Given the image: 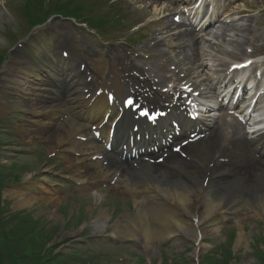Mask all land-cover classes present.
Segmentation results:
<instances>
[{
	"label": "rangeland",
	"instance_id": "374dc122",
	"mask_svg": "<svg viewBox=\"0 0 264 264\" xmlns=\"http://www.w3.org/2000/svg\"><path fill=\"white\" fill-rule=\"evenodd\" d=\"M180 1L45 0V11L50 17L45 24L31 29L25 18L28 12L23 10L27 0H0V54H5L0 63L2 200L8 212H18L16 218L26 213L40 219L39 225L47 228L43 239V242L46 241L45 247L57 241L56 250H76L74 255L84 258V262L88 261L89 264H205L201 258L221 243L224 244L220 248L212 250V256L220 257L225 248L240 250L245 255L253 231L257 229L264 235V210L258 209L251 196L244 191L242 203H226L216 212V232H205L199 239L200 243L175 232L163 240H146L145 244L141 231L145 224L142 221L146 220L148 224L152 218V222L155 219L161 224L165 222L162 217L151 214V209L159 210L160 204L155 200L144 201L151 198L154 192L141 189L137 177L141 180L148 177L136 174L131 170L136 168L135 165L127 164L133 176L128 178L133 184L132 193H128L122 186L114 187L119 182L120 173L112 177L104 163L98 167L101 172L108 173L106 178H87L75 172L63 155L52 149L54 142L49 133L56 128L69 132L75 126H82L85 117L82 114L65 115L63 112L52 115L47 108L42 111L34 105L38 99L50 101L54 98L57 102L66 99L64 96L67 92L63 90L66 78L60 73L61 69L68 68L67 73L78 74L72 61L83 62L88 66L87 74L93 75L97 87L106 84L118 96L125 92V81L121 77L123 72H130L126 66L133 64L131 60L135 61L132 67L136 72L144 77L159 78L161 89L170 78H185L197 87L202 86L204 82L196 78L198 72L194 63L177 56L165 34L173 18L177 20L176 16L184 22V17L176 14L186 6ZM56 5H59L57 9L64 16L73 15L74 9L82 13L78 18L75 14L77 24L74 19L56 15ZM211 6L216 16L223 15L225 21L210 31L218 30L220 35H214L209 43L201 41L203 76L219 68L220 62L228 64L231 61L226 54L235 49L237 41L242 43L240 52L244 50L241 57L244 54L248 57L246 53L251 50L257 56V64L264 70V0H214ZM38 15L36 6L29 7L30 18ZM87 16L101 24L92 22ZM245 27L248 29L244 30ZM172 29V33H177L175 28ZM202 34L205 33L200 32ZM157 42L159 44L155 45ZM62 51L69 54L72 59L70 64L65 61L63 65ZM160 52L167 53V56H160ZM80 78H75V81H81ZM73 88L76 95L85 97L86 89L82 91V87L74 84ZM56 90L63 93L62 99L53 94ZM219 118H222L221 124L235 123L230 116ZM207 145L209 143L203 141L195 144V149L200 150ZM233 148L232 143L227 144V152L219 151L215 160L204 150L198 155H179L185 160L183 167L168 169L171 178L162 179L159 174H155V177L166 186L185 184L190 178L202 183L204 176L199 172L209 168L213 184L210 197L220 201L227 194L224 188L228 186L226 183L236 179V172L231 170L235 162H230L228 156L231 152L234 156L242 157L241 153L232 151ZM250 152L253 163L252 158L256 156ZM65 155L72 157L75 153ZM101 161L110 162L116 169L120 167V163L107 155ZM87 166L82 164L80 169L86 171L89 169ZM152 169L155 168L149 167V170ZM149 170L146 169L147 172ZM247 174L249 179L244 181L254 180L257 176L264 186V169H251ZM215 175L219 177L215 178ZM15 178H18L16 182ZM197 201L203 202L204 199L199 197ZM139 208L144 213L136 222L138 226L132 228L133 236L125 239L113 237L112 225L123 220L130 224L129 220L137 216ZM99 215L108 217L102 232L95 224ZM226 230H229L228 235ZM230 231H233V236ZM261 245L264 247V244ZM242 260V264L250 263L247 255Z\"/></svg>",
	"mask_w": 264,
	"mask_h": 264
},
{
	"label": "bare ground",
	"instance_id": "6f19581e",
	"mask_svg": "<svg viewBox=\"0 0 264 264\" xmlns=\"http://www.w3.org/2000/svg\"><path fill=\"white\" fill-rule=\"evenodd\" d=\"M172 21L173 23H170L168 25L165 33L169 39L170 48L177 56H181L184 61H191L194 63L195 69L198 72V76L196 78L199 79V82L208 81L209 77L203 76L204 64L202 62V55L199 52L201 50V41L206 40L196 38L197 34L194 32L191 26L189 28L186 27L179 30L177 28L184 27L185 25L183 23L174 21V19ZM172 28H175L177 30V33H172V31L174 30ZM246 29H248V27L244 28V30ZM158 44L159 42L155 43V45ZM241 44V41H237L235 43V49L227 52V57L236 59L238 56H240L242 54L239 49ZM159 54L163 57L167 56V53L165 52H160ZM133 55L139 56V54ZM134 62L135 61L131 60V63L134 64ZM132 65L128 67V71L130 72L134 70V67H132ZM220 71H223V69ZM131 77L132 76L127 73L126 79H128L133 84H142V86L129 87V94L133 93L136 96H141L143 102L146 101L149 104L157 105L156 103L157 101H159L158 99L145 96V92H147L145 88L147 87L150 90H152V88L155 89L159 85V82L161 80L159 78L153 81L151 80V88L150 86H148L149 82L147 78H143V80L137 79V81L135 82V80ZM208 82L209 84L207 88L202 91H198V97L203 101H206L209 97H215L213 94L214 87L212 86L210 80ZM175 89L176 85H173L171 90L173 91ZM191 91H197L196 87H193L191 85ZM59 92L60 91H58V93ZM209 93H211L210 95L212 96H209ZM59 94L60 96H63L62 92H60ZM154 95L159 96V94H157L156 92H154ZM74 99V102L76 104H79V102L82 101H76V98ZM61 102L58 103L55 100H52V98L50 101L38 99L34 103V105L42 111L47 108L52 115H56L57 113H61L65 108L63 102ZM82 102V106L70 105V107L72 109L71 111H75L76 113L86 111L88 113L87 124L84 123L79 127L75 126L71 128L69 132L66 130L58 131L57 128L52 130V132L49 133L50 138L54 142V146L52 149L59 154L61 153L63 155V158L68 161L71 166H73V169H75L74 171H78V173L82 174L84 177L100 179L106 178L108 173L101 172L100 168L98 167L101 161L96 157L101 155L102 148L93 142L91 138V126L96 125L97 128L100 127L99 130L101 133L106 131L107 129L104 125H108V122L101 126L104 115H99L97 110L99 108L102 110V113L105 111L108 112L107 109H111V107H108L100 97H95L88 105L85 103L87 101ZM206 107L207 108L205 110V114L206 112L208 113L211 111V108H209L208 104H206ZM126 113L127 115H129L130 111L127 110ZM113 115H111V117ZM45 120H47V118ZM221 122L222 120H219L214 125V127L209 128L210 132L205 139L203 138L198 143L189 144L187 147L181 148L180 150H182L183 152L186 151L187 154L190 155L193 153L198 155L201 150L208 151L213 159H215L217 158L216 154L219 151L227 152L225 149L227 144L232 143L234 146L232 151L236 150L235 153H241L242 157L234 156L233 154H231V152L228 156L230 157V162H235V164L232 163L233 166L231 170L233 172H236V179H231L226 183V185L228 186H225L224 188L227 191V194L222 197L220 201H214L210 197V187L211 185H213L212 183H210L211 175H208V181L206 182V185L198 182L194 178H190L185 184L177 183L175 186H166L162 184L160 180L155 177V174H159V177L162 179H168L171 178V176H169V174L167 173L168 169L174 170L183 167L182 164L185 160H183V158L179 157L176 154H170L164 160H162L161 163H155L154 165L149 166L155 169H152L148 172V178L142 184L143 186L141 187V189L152 190L154 193L151 198L145 199L144 201H157L160 204V209H151V214L162 217L163 219H165V222L169 224L166 225V223L164 222L165 225H163L164 223L161 224V221H159L158 219H155L152 222V218L151 223L148 222V224L146 220H143L142 223H144L145 225L142 226L143 228L141 231L144 240L143 242L145 244H147L146 240H163L174 234L175 232H179L182 236L189 237L195 243H200L199 239L204 235L205 232H216V229L214 227L216 212L220 211L222 209V206L226 203H242V194L244 193V191L249 196H251V199L254 200L258 209L264 210V186L260 184L257 176L254 177V180H249L248 182L244 181L249 179V175L247 173L251 169H264V160L259 159L254 161L253 163L251 162L249 157L250 149L248 148V145H250L253 151L258 149L259 144H261V141L264 138V134H258L259 136H256L255 134V136L251 137V139H249L248 141L247 133L244 131V126L242 123L238 122L236 124H232L230 122H226L224 124H221ZM39 125L44 126L43 123H39ZM82 139H84L85 141H82ZM203 141H207L209 145L201 147L200 150L195 149V144H201ZM262 146L263 145H261V147ZM69 152L75 153V156L70 157L69 155H65ZM235 158H237L236 161H234ZM82 164H87V167L89 169L86 171H82L80 169V165ZM107 166H109V170L111 172L120 171L119 182L114 187L116 188L117 185V187L122 186L125 191H127L128 193H132L133 186L130 183L131 181L128 179L132 176V173L128 171L129 168L125 167V170H119L114 166H111V164H107ZM145 167H148V165ZM211 170L214 169L211 168ZM206 172L208 173V169H205V171H203L204 176L207 175ZM216 175L215 178H218L219 176ZM16 194L18 195L19 193L16 192ZM199 197L203 198L204 201L198 202L197 200L199 199ZM137 212V216L131 221L129 220L130 224L123 220L117 222L115 225H112V236L120 239H125L128 237L131 238L134 234V229L132 228L133 226H138L136 222L142 217L141 215L144 213V210L139 208ZM107 219L108 217L106 215H99L95 220V224H97L100 232L103 231ZM149 224L150 227L148 226ZM145 227H147L148 231L145 229Z\"/></svg>",
	"mask_w": 264,
	"mask_h": 264
},
{
	"label": "trees",
	"instance_id": "16d2710c",
	"mask_svg": "<svg viewBox=\"0 0 264 264\" xmlns=\"http://www.w3.org/2000/svg\"><path fill=\"white\" fill-rule=\"evenodd\" d=\"M46 14L31 19V25L41 23ZM3 56L0 55V62ZM0 175V190L2 185ZM16 179V178H15ZM5 205L0 202V264H89L84 258L75 256L73 252H60L56 250L57 244L52 243L45 247V230L30 215L10 213L5 215ZM48 241L50 240L47 239ZM254 264H264V251L254 245ZM206 264H229L231 260L237 261L230 249H225L220 257L207 254L204 257Z\"/></svg>",
	"mask_w": 264,
	"mask_h": 264
}]
</instances>
